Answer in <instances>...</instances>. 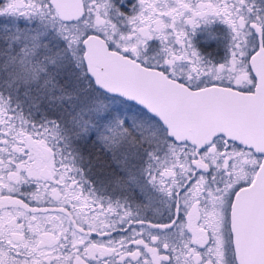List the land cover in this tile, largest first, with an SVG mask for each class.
I'll list each match as a JSON object with an SVG mask.
<instances>
[{
  "label": "snow or ice",
  "instance_id": "1",
  "mask_svg": "<svg viewBox=\"0 0 264 264\" xmlns=\"http://www.w3.org/2000/svg\"><path fill=\"white\" fill-rule=\"evenodd\" d=\"M0 264H264V0H0Z\"/></svg>",
  "mask_w": 264,
  "mask_h": 264
},
{
  "label": "flooded vegetation",
  "instance_id": "2",
  "mask_svg": "<svg viewBox=\"0 0 264 264\" xmlns=\"http://www.w3.org/2000/svg\"><path fill=\"white\" fill-rule=\"evenodd\" d=\"M214 48H215V45L213 44L210 47H207V51H212ZM221 54H222V51H221ZM112 235H113L114 238L119 239L122 234L118 233V232H113ZM93 236L97 240H101V239L107 240V237H100V236L96 235L95 233L93 234Z\"/></svg>",
  "mask_w": 264,
  "mask_h": 264
}]
</instances>
